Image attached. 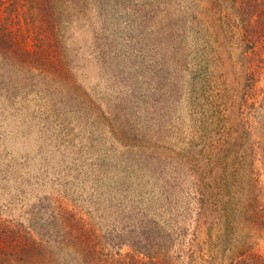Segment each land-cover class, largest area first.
I'll use <instances>...</instances> for the list:
<instances>
[{"label": "rangeland", "instance_id": "rangeland-1", "mask_svg": "<svg viewBox=\"0 0 264 264\" xmlns=\"http://www.w3.org/2000/svg\"><path fill=\"white\" fill-rule=\"evenodd\" d=\"M263 11L264 0H1L0 264L27 263L9 257L24 234L57 238L55 264H75L89 246L114 255L129 216L191 231L189 159L225 177L232 206L264 204ZM249 234L239 248L256 235L264 257V231Z\"/></svg>", "mask_w": 264, "mask_h": 264}, {"label": "trees", "instance_id": "trees-1", "mask_svg": "<svg viewBox=\"0 0 264 264\" xmlns=\"http://www.w3.org/2000/svg\"><path fill=\"white\" fill-rule=\"evenodd\" d=\"M258 17L264 20V11ZM0 52L3 54L2 50ZM250 68L246 67V81L252 78ZM249 85L252 84L248 83V88H251ZM236 128L237 126H230V132H235ZM216 131L230 136L224 128ZM222 142L226 145L228 143ZM186 172L187 178L180 182L186 185L182 201L186 202L185 198L188 196L191 212L194 213L191 231L186 228L178 232L172 231L143 214L129 216L124 221L120 220L123 225L117 237L119 243L115 245V251L113 250L114 255H102V251L99 252L102 248L89 246L74 253L78 256L75 257V264H86L85 259L89 260L87 264H97L99 261H102L100 264H171L173 259L176 264H264V257L256 247L258 236L255 235L249 250L239 248L243 242L242 233L245 237H251L249 232L252 230L264 231V204L256 198L246 197L243 200L248 201H237L232 206L227 202L230 195L227 181L224 182L225 177L218 180L219 175H213V171L204 173L192 159L187 161ZM76 221L77 225H82L78 219ZM231 229H237L236 236L231 235ZM81 232L84 234L85 230ZM93 233L86 232V236H92ZM19 238L22 239V242H18L21 248L14 251V255L9 254L10 258L22 256L26 264H55L58 260L59 250L48 245L57 238H35L28 234ZM122 246L129 247L132 253L122 255L119 250Z\"/></svg>", "mask_w": 264, "mask_h": 264}]
</instances>
